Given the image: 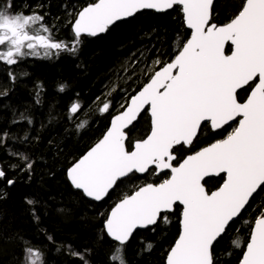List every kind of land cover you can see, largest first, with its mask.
Segmentation results:
<instances>
[{
	"label": "snow or ice",
	"instance_id": "snow-or-ice-1",
	"mask_svg": "<svg viewBox=\"0 0 264 264\" xmlns=\"http://www.w3.org/2000/svg\"><path fill=\"white\" fill-rule=\"evenodd\" d=\"M174 5H182L191 38L181 42L174 59L155 71L125 110L113 117L103 138L67 170L72 186L96 201L130 174L171 170L170 178L139 186L112 207L104 223L114 244L111 264H126L124 253L134 230L160 219L169 222L164 214L177 202L182 205L180 235L166 264H214V242L242 215L254 194L264 191V0H236V7L226 10L230 18L223 25L210 23L215 0H97L75 13L71 51L77 50L82 34L95 37L140 9L162 12ZM43 21L35 12L14 13L9 0H0V46H6L0 50V61L15 65L17 58L40 55L38 49L45 57L52 50H68L69 45L57 42ZM226 41L233 46L231 55L224 54ZM25 48L29 51H22ZM250 82L255 86L247 100L238 102L237 90ZM145 105L150 106L151 132L128 151L123 130L142 109L149 110ZM109 107L105 102L99 111ZM80 109V103L73 102L70 115ZM237 117L238 126L226 138L188 155L178 167L172 165L174 146H191L204 123L220 129ZM220 173L226 174L223 184L207 192L201 181ZM5 177L0 169V179ZM33 213L38 220L35 209ZM231 246L240 247L239 240H232ZM150 247L146 244L145 250ZM23 251V264H40L38 249L27 246ZM241 264H264V205L254 219Z\"/></svg>",
	"mask_w": 264,
	"mask_h": 264
},
{
	"label": "trees",
	"instance_id": "trees-1",
	"mask_svg": "<svg viewBox=\"0 0 264 264\" xmlns=\"http://www.w3.org/2000/svg\"><path fill=\"white\" fill-rule=\"evenodd\" d=\"M95 1L9 0L14 13L42 15L51 35L69 49L52 50L44 58L17 59L15 65L0 61V169L6 173L0 179V264H23L27 246L42 253L40 264H111L114 244L103 231L109 211L125 194L165 179L153 171L142 177L132 174L99 203L85 199L66 180L68 167L102 137L110 118L189 37L179 7H173L164 14L138 13L97 38L81 37L72 52L75 13ZM229 7H236V0H216L212 21H228ZM76 101L81 109L73 116L69 106ZM105 102L109 110L101 113ZM82 122L84 127H78ZM148 132L149 120L142 114L127 131L126 148ZM223 134L224 130L209 132L202 127L192 146L175 148L177 162ZM221 181L222 177L211 178L204 186L212 190ZM29 200L35 204L29 205ZM262 205L264 191L258 190L214 244V264L239 263ZM165 215L169 222L160 219L130 238L126 264H164L178 236L180 208ZM234 239L240 247L231 246ZM146 244L151 245L149 250Z\"/></svg>",
	"mask_w": 264,
	"mask_h": 264
},
{
	"label": "water",
	"instance_id": "water-1",
	"mask_svg": "<svg viewBox=\"0 0 264 264\" xmlns=\"http://www.w3.org/2000/svg\"><path fill=\"white\" fill-rule=\"evenodd\" d=\"M216 1V0H215ZM96 2H97V0H96ZM175 6H177V7H179L180 9H181V15H182V20H183V24H184V27H185V29L190 33L189 34V38L188 39H190L191 38V29H189L188 27H187V24H186V22H185V20H184V14H183V10H182V5H174L173 7H175ZM173 7L172 8H170V9H166V10H164V11H162V12H158V11H156V10H154V9H140L139 11H137L136 13H134L133 14V16H131V17H126V18H122L121 20H119V21H116V22H114L112 25H110L109 27H108V29H110V28H112L113 26H115L116 24H119V23H121V22H125V21H127V20H129V19H131V18H133L136 14H138V13H142V12H153V13H156V14H164V13H167V12H170L172 9H173ZM80 10H82V9H80ZM74 23V20H73V22H72V24ZM210 23H211V20H210ZM72 24H71V27H70V29H71V32L73 33V29H72ZM107 31V30H106ZM106 31L105 32H103V33H98L95 37H92V36H88L87 34H82V36H85V37H90V38H97V37H99V36H102L103 34H105L106 33ZM74 34V33H73ZM227 46H230V54L229 55H231V52H232V45H231V43H230V41H226L225 42V47H224V52H225V49H226V47ZM160 70V69H159ZM158 71V70H157ZM154 75V74H153ZM150 79H151V77H150ZM150 79L147 81V83L150 81ZM146 83V84H147ZM145 84V85H146ZM144 85V86H145ZM143 86V87H144ZM246 86V85H245ZM245 86H242V88L241 89H238L237 90V92H239L240 90H242ZM142 87V88H143ZM142 88L140 89V90H142ZM140 90H138L134 95H136V94H138V92L140 91ZM251 92V91H250ZM250 94V93H249ZM248 94V95H249ZM248 95H247V97H246V99L243 101V102H241V103H244L246 100H247V98H248ZM131 102V98L128 100V102L126 103V105H125V107L129 104ZM125 107L119 112V113H117V114H115V115H113L111 118H110V120H109V124H108V127H107V129H106V131L104 132V134L102 135V137L100 138V139H102L103 138V136L106 134V132L108 131V129L111 127V121H112V119H113V117H115L116 115H119L122 111H124L125 110ZM145 109H149V110H147V114H148V116H149V120H150V131H149V134H150V132H151V117H150V106L149 105H145ZM144 111L145 110H141V112H140V114H138V117H137V119L135 120V121H133V123L131 124V125H129L127 128H125L123 131L125 132V147H126V142H127V131L137 122V120L139 119V117L144 113ZM238 119H240V117H237ZM233 121H230L228 124H231ZM238 122H239V120H238ZM209 123V126L211 127V125H210V122H208ZM227 124V125H228ZM237 126H238V123H237ZM223 127V126H222ZM221 127V128H222ZM212 128V127H211ZM215 130V129H214ZM148 135V134H147ZM147 137V136H146ZM145 137V138H146ZM144 138V139H145ZM99 139V140H100ZM98 140V141H99ZM97 141V142H98ZM96 142V143H97ZM95 143V144H96ZM135 143L136 142H134L132 145H131V149L130 150H128L127 148H126V150H128V151H131V150H134V145H135ZM94 144V145H95ZM213 144V143H212ZM94 145H92L84 154H86ZM211 145V144H210ZM210 145H208V146H206V147H209ZM185 147H187V146H185ZM174 148H176V146H174ZM205 148V147H204ZM201 150V149H200ZM200 150H198V151H200ZM83 154V155H84ZM194 154V153H193ZM82 155V156H83ZM190 155H192V154H190ZM81 156V157H82ZM188 156V155H187ZM186 156V157H187ZM80 157V158H81ZM186 157H184L182 160H181V162L180 163H182L183 162V160L186 158ZM80 158H78L77 159V161L80 159ZM174 161V160H173ZM172 161V162H173ZM76 162V161H75ZM74 162V163H75ZM171 162V163H172ZM73 165V164H72ZM71 165V166H72ZM70 166V167H71ZM179 166V164L177 165V167ZM69 167V168H70ZM154 165L153 166H151V169H154ZM68 168V169H69ZM163 172H166V173H168V175H169V177L168 178H170V176H171V170L170 169H164L163 171H161V172H155V174L156 175H159V174H161V173H163ZM145 174H147V173H134V175H136V176H138V177H142V176H144ZM130 175H132V174H130ZM222 177L223 178V180L221 181L222 183L220 184V185H222L223 184V182H224V179H225V177H226V174H224V173H220V174H218V175H216V174H213V175H209V176H206V177H204V179L201 181V183L204 185V182L206 181V180H208V179H210V178H218V177ZM66 180H67V182H68V184L72 187V189H74V190H76V191H78V192H80L81 194H82V196L85 198V199H87V200H89V201H92V202H94V203H99V202H101L102 200H104L105 198H106V196L102 199V200H100V201H96V200H94V199H92V198H90V197H87L86 195H84V193H83V191L82 190H80V189H76V188H74V186H72V184H71V182H70V180L68 179V176H67V171H66ZM205 187V186H204ZM219 188V187H218ZM218 188H216L215 190H213V191H216ZM138 190V189H137ZM206 190V189H205ZM111 191V190H110ZM255 195V194H254ZM252 199V198H251ZM250 199V200H251ZM115 206V205H114ZM175 206H177V207H179L180 208V217H179V232H178V236H177V238H176V240L178 239V237H179V235H180V218H181V212H182V205H180L178 202H177V204L175 205ZM247 207V206H246ZM173 211V210H172ZM171 211V212H172ZM111 212V210L109 211V213ZM171 212H167V213H165V214H168V213H171ZM108 213V214H109ZM164 214V215H165ZM108 216V215H107ZM106 219H107V217H106ZM236 220V219H235ZM234 220V221H235ZM233 221V222H234ZM233 222H231V223H233ZM105 223V222H104ZM230 223V224H231ZM156 225V224H155ZM155 225H150V226H147V227H145V228H137V229H135L134 230V232H133V235H134V233H136L137 231H144V230H147V229H150V228H152V227H154ZM254 226V223H253V225H252V227ZM252 229V228H251ZM103 231H104V233H105V235H106V230L104 229V224H103ZM132 235V236H133ZM131 236V237H132ZM106 237L107 238H109L107 235H106ZM130 237V238H131ZM110 239V238H109ZM111 240V239H110ZM175 240V241H176ZM249 240V239H248ZM112 241V240H111ZM175 241H174V243H173V245L172 246H174V244H175ZM216 242H214V244H215ZM247 245V244H246ZM171 249V248H170ZM246 250V246H245V249H244V251ZM170 251V250H169ZM168 254V253H167ZM243 254H244V252H243ZM243 254H242V256H241V259H240V261H239V263L238 264H241V260H242V258H243ZM166 259H167V255H166V257H165V261H164V264H166Z\"/></svg>",
	"mask_w": 264,
	"mask_h": 264
},
{
	"label": "flooded vegetation",
	"instance_id": "flooded-vegetation-1",
	"mask_svg": "<svg viewBox=\"0 0 264 264\" xmlns=\"http://www.w3.org/2000/svg\"><path fill=\"white\" fill-rule=\"evenodd\" d=\"M216 2V1H215ZM175 7H177V6H175ZM180 9V8H179ZM180 13H181V9H180ZM182 16V15H181ZM212 17H213V10H212V15H211V23H214L213 21H212ZM74 18H75V16H74ZM74 18H73V20H74ZM73 20H72V22H73ZM228 21H226V22H224V23H222V24H217V23H215V24H217V25H223V24H225V23H227ZM72 24V23H71ZM71 27V26H70ZM190 34V33H189ZM189 38V37H188ZM187 38V39H188ZM187 41V40H186ZM185 41V42H186ZM0 50H3V47L2 46H0ZM40 50H43V49H38V51L41 53L40 55L41 56H43L42 58H44L45 56H44V50L43 51H40ZM180 50V49H179ZM22 51H25V52H28L29 50L28 49H22ZM179 52V51H178ZM178 52L176 53V55L178 54ZM224 54L225 55H229L230 54V46H227L226 47V49H225V52H224ZM175 57V56H174ZM174 57L172 58V59H174ZM17 59H38L37 58V56H32V55H28V56H25V57H23V58H17ZM171 59V60H172ZM171 60L169 61V62H171ZM3 62V61H2ZM164 66V65H163ZM162 66V67H163ZM161 68V67H160ZM159 68V69H160ZM159 69H157V70H159ZM156 70V71H157ZM155 73V72H154ZM153 73V74H154ZM152 74V75H153ZM151 75V76H152ZM150 76V77H151ZM150 79V78H149ZM148 79V80H149ZM255 82H258V78L256 79V81ZM147 83V82H146ZM145 83V84H146ZM144 84V85H145ZM255 85H254V83L253 82H250V84L249 85H246L242 90H240L239 92H237V99H238V102H243L245 99H246V97H247V95L250 93V91H251V88L252 87H254ZM141 89V88H140ZM139 89V90H140ZM240 96V97H239ZM132 97V96H131ZM130 97V98H131ZM128 102V101H127ZM143 114H145L146 116H147V118H148V120H149V116H148V114H147V110H145L144 111V113ZM238 118H236V120L235 121H233L231 124H228V125H224L222 128H220V129H212L210 126H209V123H204L203 124V126L202 127H206V129L209 131V132H217V131H220V130H224V134H223V136L222 137H220V138H217V139H215V140H212V141H210V142H208V143H206V144H204V145H202V146H200V147H198V148H196L195 150H193L190 154H193V153H195V152H197L198 150H200V149H202V148H204V147H206V146H208V145H210V144H212V143H215V142H217L218 140H222V139H224V138H226V136L231 132V131H233V129L237 126V123H238ZM149 123H150V120H149ZM202 127L199 129V131H198V135H199V133H200V131H201V129H202ZM149 131H150V124H149ZM148 134H149V132H148ZM196 139V138H195ZM194 139V140H195ZM192 146V145H191ZM190 146H187V147H184V148H189ZM177 148V147H176ZM174 150H175V148H174ZM173 154H174V152H173ZM190 154H188V155H190ZM187 156V155H186ZM185 156V157H186ZM176 157V156H175ZM182 160V159H181ZM181 160L180 161H178L177 162V160L175 159L173 162H172V165L173 166H177L180 162H181ZM152 170H150L149 172H151ZM154 174H155V172H153ZM146 175V174H145ZM156 175V174H155ZM159 175H164V178L165 179H167L168 177H169V175H168V173H166V172H163V173H161V174H159ZM156 176H158V175H156ZM221 177V176H220ZM211 179V178H210ZM222 180H223V178H222ZM161 183V182H160ZM222 183V182H221ZM220 183V184H221ZM220 185H218L216 188H218ZM216 188H214V189H212V190H208L207 191V189H206V191L207 192H209V193H211L213 190H215Z\"/></svg>",
	"mask_w": 264,
	"mask_h": 264
},
{
	"label": "bare ground",
	"instance_id": "bare-ground-1",
	"mask_svg": "<svg viewBox=\"0 0 264 264\" xmlns=\"http://www.w3.org/2000/svg\"><path fill=\"white\" fill-rule=\"evenodd\" d=\"M95 2H96V1H95ZM93 3H94V2H93ZM80 9H82V8H80ZM80 9H79V10H80ZM79 10H78V11H79ZM78 11H77V12H78ZM74 19H75V18H74ZM70 31H71V29H70ZM71 33H72V32H71ZM72 35L74 36L73 33H72ZM103 35H104V34H103ZM81 37H85V36H81ZM88 38H90V37H88ZM70 166H71V165H70ZM70 166H69V167H70ZM69 167H68V168H69ZM67 170H68V169H67ZM111 191H112V190H111ZM111 191H110V192H111ZM106 197H107V196H106ZM102 201H103V200H102ZM244 211H245V210H244ZM244 211H243V212H244ZM248 239H249V238H248Z\"/></svg>",
	"mask_w": 264,
	"mask_h": 264
},
{
	"label": "rangeland",
	"instance_id": "rangeland-1",
	"mask_svg": "<svg viewBox=\"0 0 264 264\" xmlns=\"http://www.w3.org/2000/svg\"><path fill=\"white\" fill-rule=\"evenodd\" d=\"M3 47V50H6V46H2Z\"/></svg>",
	"mask_w": 264,
	"mask_h": 264
}]
</instances>
